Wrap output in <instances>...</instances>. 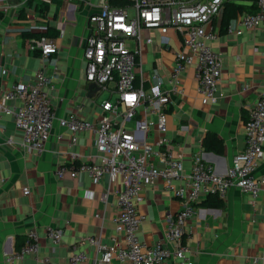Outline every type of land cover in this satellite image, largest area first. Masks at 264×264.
Returning a JSON list of instances; mask_svg holds the SVG:
<instances>
[{"label":"crops","instance_id":"crops-1","mask_svg":"<svg viewBox=\"0 0 264 264\" xmlns=\"http://www.w3.org/2000/svg\"><path fill=\"white\" fill-rule=\"evenodd\" d=\"M44 1L49 6L41 14L34 5L27 6V0H7L9 7L0 18V98L14 81H34L42 66L40 56L27 48L29 38L22 33L41 32L51 25L59 30L58 49L43 60V65L47 73L54 74L48 91L57 115H66L82 103L78 114L96 119L100 96H87L83 54L88 17L98 10L100 0ZM23 7L26 18L19 17ZM141 36L153 38L152 43L141 44L144 70L149 66L146 76L159 72L164 88L174 61L173 51L182 45L181 39L171 28H143ZM211 43L223 61L216 102L202 101L193 64L183 72V92L174 95L165 106L167 147L182 156L186 172L201 148L218 172L226 171L233 156L245 147L248 110L264 87V27L240 34L223 31ZM150 50L156 54L151 63L147 58ZM153 82L157 83L156 79ZM144 85L149 88L151 83L148 80ZM210 134L216 138L208 140L205 149L203 142ZM71 137L69 130H62L56 123L45 150L28 151L20 145L22 132L16 128L12 115L0 112V264H43L44 256L52 257L54 264H70L71 247L82 237L97 235L103 243L123 241L115 222L120 184L110 185L107 178L97 182L88 173L73 177L65 172L62 178L55 175V168L69 161L73 154L81 160L100 159L93 131L81 132L75 143ZM154 138L155 135L149 139ZM257 172H264V156ZM25 186H29V194L23 192ZM107 190V197L103 198ZM206 199L207 196L199 201L198 213L191 218L185 234L193 264H253L255 256L264 264V187L255 197L232 187L219 206L203 204ZM138 208L147 215L140 237L146 244H153L162 237L166 215L176 212L180 201L157 179L140 191ZM49 225L62 227L59 244H53L46 235ZM30 228L40 235L38 253L14 258L13 253L24 243ZM80 248L92 256L96 254L94 245L84 243ZM167 264L183 263L170 258Z\"/></svg>","mask_w":264,"mask_h":264},{"label":"built area","instance_id":"built-area-1","mask_svg":"<svg viewBox=\"0 0 264 264\" xmlns=\"http://www.w3.org/2000/svg\"><path fill=\"white\" fill-rule=\"evenodd\" d=\"M236 3L247 4L251 10L237 11L223 27L226 5ZM8 7L7 0H0V10ZM262 27L264 0H126L122 4L100 0L98 10L88 17L83 54L87 84L94 82L99 86L95 95L108 92L106 98H99L100 113L93 120L78 114L82 103L66 115H57L48 91L54 74L47 73L43 65V60L58 49L56 37L29 38L27 48L39 53L42 66L34 81H14L0 98V112L11 114L16 128L22 132L20 145L28 151L43 152L56 123L71 132L72 143L77 142L78 134L91 130L99 161L81 160L73 154L69 161L55 168V175L62 178L65 172L73 177L88 173L97 182L107 178L110 185L120 184L115 222L123 241L103 243L97 235L82 237L71 247L70 264H167L170 258L193 264L185 234L191 218L198 213V202L209 194L226 199L232 187L253 197L259 194L264 187V172H257L264 156V87L248 110L245 147L233 156L224 173L216 170L202 148L193 156L190 171H185L182 156L167 147L165 106L174 95L183 92V72L193 64L202 101L215 103L223 61L211 41L223 31L240 34ZM143 28H171L181 39L182 45L173 51L174 61L164 88L159 72L147 77L143 68L141 44L153 42L151 36L142 38ZM148 80L151 85L146 88L144 83ZM8 101L13 102L9 105ZM153 135L155 138L150 140ZM157 179L179 199L180 208L166 215L162 237L146 244L140 231L147 215L139 210L138 202L140 191ZM23 192L29 194V186ZM45 231L53 244L61 242L62 227L49 225ZM26 235L24 243L13 253L14 258L38 253V231L30 228ZM84 243L95 246L94 256L80 248ZM42 263L54 264L50 256H44ZM253 264H261L258 256L253 257Z\"/></svg>","mask_w":264,"mask_h":264},{"label":"trees","instance_id":"trees-1","mask_svg":"<svg viewBox=\"0 0 264 264\" xmlns=\"http://www.w3.org/2000/svg\"><path fill=\"white\" fill-rule=\"evenodd\" d=\"M109 1L111 3H115V4H122L126 0H109ZM33 5L36 7L37 10H39V12L41 14H43L48 9L49 3L47 1H44V0H27V6L32 7ZM245 9H246V5L243 3L226 5V9H225V12H224V15L222 18V26L224 27L225 24L228 23V21L236 14L237 11H243ZM248 10H251V7ZM3 13H4L3 10H0V18L3 16ZM19 17H21V18L27 17L26 7H23L19 11ZM22 35L25 38H30L33 36L36 37V36H41V35H48V36H52V37H57L59 35V30L57 28H55L54 26L48 25L44 31H41V32L24 31L22 33ZM36 55H39V53L36 52ZM210 135L211 136L209 137V139L207 136V139H205L203 142L205 149L208 148V140H212V139L216 138L214 134H210ZM215 145H216V143H214V145H212V147L214 149H215ZM199 203L200 202H198V205H199ZM202 203L207 204V205H211V206H219L221 204V199L218 198L215 194H209L207 196V199L203 200Z\"/></svg>","mask_w":264,"mask_h":264},{"label":"water","instance_id":"water-1","mask_svg":"<svg viewBox=\"0 0 264 264\" xmlns=\"http://www.w3.org/2000/svg\"><path fill=\"white\" fill-rule=\"evenodd\" d=\"M98 89H99V86H97L96 83H94V82H90V83H88V85H87V90H88V92H87V96H88V97L93 96L94 93H95Z\"/></svg>","mask_w":264,"mask_h":264},{"label":"rangeland","instance_id":"rangeland-1","mask_svg":"<svg viewBox=\"0 0 264 264\" xmlns=\"http://www.w3.org/2000/svg\"><path fill=\"white\" fill-rule=\"evenodd\" d=\"M155 56H156V54H155V52H154V50H150L149 52H148V56H147V58H148V61L151 63L152 61H153V59L155 58ZM149 66H145V70L148 68ZM108 95H107V93L106 92H102L101 94H100V97L101 98H106Z\"/></svg>","mask_w":264,"mask_h":264}]
</instances>
